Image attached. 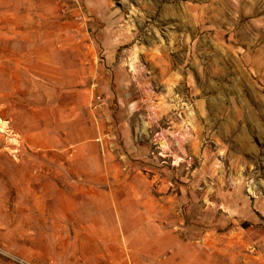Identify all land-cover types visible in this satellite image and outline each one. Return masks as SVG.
I'll return each mask as SVG.
<instances>
[{
  "label": "rangeland",
  "instance_id": "rangeland-1",
  "mask_svg": "<svg viewBox=\"0 0 264 264\" xmlns=\"http://www.w3.org/2000/svg\"><path fill=\"white\" fill-rule=\"evenodd\" d=\"M0 264H264V0H0Z\"/></svg>",
  "mask_w": 264,
  "mask_h": 264
}]
</instances>
